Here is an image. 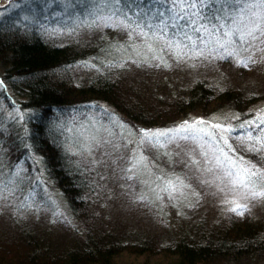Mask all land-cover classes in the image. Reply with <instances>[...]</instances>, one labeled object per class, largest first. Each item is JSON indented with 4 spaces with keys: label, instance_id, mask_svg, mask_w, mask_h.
<instances>
[{
    "label": "rangeland",
    "instance_id": "obj_1",
    "mask_svg": "<svg viewBox=\"0 0 264 264\" xmlns=\"http://www.w3.org/2000/svg\"><path fill=\"white\" fill-rule=\"evenodd\" d=\"M58 1L69 3V0ZM97 1L71 0V4L79 3L85 10L79 8L73 12L68 8L53 20L59 27L50 25L53 31H62L63 38L86 41L96 49L100 46L110 49L109 60L99 65L86 61L82 67L75 68L79 78L94 74L92 68L83 67H125L119 73L121 80L137 84L136 89L145 102L150 100L156 105L158 93L171 98L175 87L199 77L224 85L232 83L234 88L246 91L256 87L264 97V36L254 39L246 35L252 26L251 13L264 14L258 0H240L241 20H236L233 28L212 37L210 30L215 29L205 30L204 36L209 35V39L201 43L203 49L197 48L195 37H190L192 44L186 47L162 42L158 37L160 29L152 24L150 16L141 29L129 30L128 26L133 24L122 18L119 7ZM144 1H135L137 11L151 6ZM41 2L45 0H0V20L11 14L27 18L28 6L33 11ZM250 2H257V7L247 9ZM215 3V10L224 17L228 2L216 0ZM187 8L185 3L184 9ZM94 19L102 23L87 31L85 25ZM148 22L153 25L151 28ZM260 22L264 26V21ZM217 43H220L218 51L213 47ZM0 73L4 74L1 66ZM256 101L242 116L233 104L220 111L215 105L201 107L188 118L180 114L168 116L170 112L160 111L163 110L160 105L155 108L156 114L151 111L149 115L169 117L177 124L158 129L134 125L109 102L86 101L83 104L87 108L72 105L69 112L55 117L66 122L64 138L68 155L81 170H86L91 185L89 203L79 211L74 210L59 184L46 176L44 161L32 149L26 154L31 161L29 166H11L9 157L0 152V241L11 243L28 229L64 246L77 239L84 240L87 231L98 228V233L109 229L119 236L139 235L146 240L150 236L158 244L183 221L194 223L204 218L209 223L222 220L227 225L231 213L249 214L244 220L252 217L253 221L264 220V195H254L264 192V101ZM247 105L245 102L241 108ZM0 114V124L4 126L0 129L1 146L2 134L9 132L7 125L11 121L17 125L26 123L28 113L2 100ZM200 115H208L210 122H183ZM202 116L197 120L201 121ZM238 117L249 118L241 122ZM145 132L167 135L149 141L143 136ZM4 146L7 148L9 142ZM39 189L43 195L37 193ZM119 257L131 258L127 254ZM243 259L214 264H264V253L256 259L249 258L250 261Z\"/></svg>",
    "mask_w": 264,
    "mask_h": 264
},
{
    "label": "trees",
    "instance_id": "obj_2",
    "mask_svg": "<svg viewBox=\"0 0 264 264\" xmlns=\"http://www.w3.org/2000/svg\"><path fill=\"white\" fill-rule=\"evenodd\" d=\"M135 1L121 0L119 5L114 3L116 8L119 7L122 18L133 24L128 26L129 30L141 29L150 16L152 24L160 29L158 37H161L162 42L184 44L186 47L192 44L189 43L190 37H195L197 48L200 49L204 48L201 43L206 38L205 30L214 28L215 31L210 30L209 35L217 36L226 29L233 28L236 20H241L242 12L239 8L243 4L240 0H226L228 3L224 6L223 17L222 13L215 10L216 0H206L210 6L203 7L202 10L200 7L187 8L180 13L184 19L174 21L173 17L180 12L179 6H173L170 12L169 4L163 0H145L144 3L151 6L137 11ZM75 4H71V0L67 4L58 0H45L34 6V12L28 6L27 18L20 19L11 14L0 20V66L4 70V74L0 73V102L7 101L10 107L17 106L22 112L28 113L26 123L17 125L15 121H11L7 125L9 132L2 134L4 142L0 146V152L9 157L11 166H29L31 161L26 154L30 149L35 151L44 161L46 176L59 184L74 210L79 211L89 203L88 188L91 185L85 176L86 170H81L65 149V120L56 118L64 111L69 112L72 105L80 104L87 108L83 104L86 101L109 102L134 125L158 129L177 124L176 120L169 117L149 115L148 112L152 113L151 111L156 114L155 108L160 105L163 108L160 111L170 112L168 116L180 114L181 117L188 118L193 110L201 107L206 109V106L215 105L218 107L216 110L220 111L224 106L233 104L242 116L244 111L255 105L257 99L264 101L262 91L256 87L246 91L234 88L232 83L224 85L222 82L219 84L199 77L191 83L175 87L171 98L167 99L164 94L158 93L156 97L159 105H156L150 100L145 102L136 89L137 84L134 86L121 80L122 74L119 73L125 67H83L92 68L94 74L79 78L74 73L75 68L82 67L86 61L99 65L105 59L109 60L110 49L104 46L96 49L92 43L63 38L62 31H53L51 26L59 27L53 20L68 8L73 12H77L79 8L85 10L79 3ZM197 12L201 16L195 15ZM144 13L148 15L145 16ZM186 19L190 22L185 23ZM101 23L100 19L89 21L85 27L89 31ZM174 23L176 27H173ZM185 32L188 33L187 36ZM209 35L205 41H208ZM213 47L218 51L220 43ZM245 102L248 105L242 109ZM200 116L183 119V122H210L208 115H203L201 121L197 120ZM243 117L238 119L244 122L250 116ZM2 125L0 124V129L4 127ZM8 142L9 146L5 148L4 145ZM29 183L31 184V179ZM37 193L43 195L40 189ZM248 215L231 213V220H228L227 225L222 220L209 223L204 218L194 223L183 221L178 223L170 235L168 233L167 239L158 241V244L150 236L149 240L139 235L125 237L115 232L113 234L109 229V232L100 230L98 233L96 228L87 231L84 240L77 239L63 246L39 231L27 229L18 236V240L11 243L0 241V264H214L218 261L239 262L242 258L246 261L249 258L256 259L264 253V220L260 218L259 221H253V217L244 220ZM154 251L157 255L152 253ZM122 254L131 258H117ZM158 255L162 258L157 257Z\"/></svg>",
    "mask_w": 264,
    "mask_h": 264
},
{
    "label": "snow or ice",
    "instance_id": "obj_3",
    "mask_svg": "<svg viewBox=\"0 0 264 264\" xmlns=\"http://www.w3.org/2000/svg\"><path fill=\"white\" fill-rule=\"evenodd\" d=\"M164 3L169 4V11H172V7L173 6H180V12L177 13L176 17H173V20L175 21L176 19H184V17L182 15H180V13H182L185 9H184V4L187 3V7L188 8H192V7H200L201 10L203 9V7H207L210 6L208 3H206V0H163ZM103 3L105 4H109V3H115L117 5H119L121 3V0H103ZM258 4L261 7H264V0H258ZM257 7V2H250L246 8L247 9H251V8H256ZM119 10V9H118ZM125 15H127V13H125ZM138 17L139 14L137 13ZM144 15H148V13H144ZM195 15L197 16H201L200 12L195 13ZM206 17H201V19H204ZM153 19H155V17H153ZM218 19V17H217ZM250 22H251V27L248 28V31L246 33L247 36L252 37L254 39H260L261 36H264V26H262L260 21H264V14H260L257 12H252L251 16L249 17ZM189 20H185V23H189ZM139 26V25H138ZM147 26L149 28H151L153 25L151 24V22H148ZM173 27H176V24H173ZM204 27H207V25H204ZM181 28H183V26H181ZM259 33L260 35L257 36L256 34ZM185 35L187 36L188 33L185 32ZM241 39H244V37L242 36ZM161 135H167V133H143V136L145 139L152 141L153 138H158ZM230 147V146H229ZM228 160H231L230 157H225ZM233 164H235V162H232ZM245 172L249 171V169H244ZM252 175H256L255 172L252 173ZM254 195H264V192H257L254 193ZM235 210V209H234Z\"/></svg>",
    "mask_w": 264,
    "mask_h": 264
}]
</instances>
